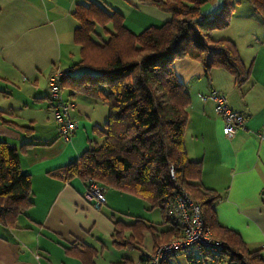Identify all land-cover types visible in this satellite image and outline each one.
Returning <instances> with one entry per match:
<instances>
[{
	"label": "crops",
	"instance_id": "obj_1",
	"mask_svg": "<svg viewBox=\"0 0 264 264\" xmlns=\"http://www.w3.org/2000/svg\"><path fill=\"white\" fill-rule=\"evenodd\" d=\"M89 2L118 12L136 33L172 18L144 0H0V140L18 149L33 144L21 149L20 165L31 176L34 202L15 227L0 224V264H147L157 240L164 242V232L172 229L169 223L160 224V214L150 218L154 211L143 199L108 187L107 203L96 208L84 197L82 178L65 179L64 171H58L95 142H104L93 133L100 124L93 122L99 101L64 86L65 98L76 100L73 118L78 123L72 140L65 142L49 97L52 75L72 69L81 59L74 39L79 22L73 13ZM251 8L245 16L249 23L236 35H218L217 30L211 34L212 40L236 44L250 71L245 82L237 83L223 68L206 71L188 57L179 59L175 69L191 97L185 145L189 159L201 162L198 183L219 196L214 204L219 224L238 233L247 249L261 250L264 258V20ZM212 89L224 93L229 107L245 118L232 137L223 133L215 102L204 99ZM124 199L132 205L127 215L119 211ZM133 217L144 219L155 232H143L142 241L133 245L119 244L114 221L131 223ZM182 255L187 263L178 260ZM190 258L196 264H227L205 256L197 246L165 264H190Z\"/></svg>",
	"mask_w": 264,
	"mask_h": 264
},
{
	"label": "trees",
	"instance_id": "obj_2",
	"mask_svg": "<svg viewBox=\"0 0 264 264\" xmlns=\"http://www.w3.org/2000/svg\"><path fill=\"white\" fill-rule=\"evenodd\" d=\"M209 1L144 0L172 18L138 33L125 25L121 14L107 12L94 2L76 8L73 14L79 26L74 39L81 59L63 85L107 105L108 118L103 127H93L94 135L104 142H95L58 171H64L65 179L79 176L85 185L93 178L158 209L160 224L172 226L164 232L165 243L181 234L170 219V208L183 189L200 204L205 228L221 245L216 252L203 250L205 256L227 264H264L261 250L247 249L238 233L219 224L214 212L219 196L198 183L201 162L187 155L185 129L191 97L175 62L188 57L206 71L223 68L239 84L250 75L233 41L211 39L212 32L230 25L233 3L238 0H221V9L213 15L202 12ZM249 1L264 20V0ZM72 70L81 71L75 75ZM21 149L0 140V224L10 228L34 203L31 176L20 165ZM121 221H114V235L122 245L140 242L143 232L156 229L140 217H133L131 223ZM126 231L130 234L124 236ZM164 242L157 240V246ZM190 262L196 264L192 258Z\"/></svg>",
	"mask_w": 264,
	"mask_h": 264
},
{
	"label": "built area",
	"instance_id": "obj_3",
	"mask_svg": "<svg viewBox=\"0 0 264 264\" xmlns=\"http://www.w3.org/2000/svg\"><path fill=\"white\" fill-rule=\"evenodd\" d=\"M205 20V18H200ZM70 71L58 70L49 80V97L53 102V117L59 129V134L65 142H70L78 128L77 121L73 118V111L77 103L75 98L64 96L63 80L68 77ZM212 99L215 102V111L224 122L223 133L227 137L235 135L239 128L244 126L245 118L242 114L232 110L227 101V96L212 89L204 96V99ZM106 187L93 178L86 183L85 199L96 208L107 203ZM174 222L181 230L180 236L157 246L152 254L147 256V264H165L173 256L181 255L187 249L197 246L201 250L216 252L220 244L213 241L209 228H205L202 217V209L199 203L192 200L185 190H179L171 205Z\"/></svg>",
	"mask_w": 264,
	"mask_h": 264
},
{
	"label": "rangeland",
	"instance_id": "obj_4",
	"mask_svg": "<svg viewBox=\"0 0 264 264\" xmlns=\"http://www.w3.org/2000/svg\"><path fill=\"white\" fill-rule=\"evenodd\" d=\"M233 8H232V18H231V22H230V26L217 30L218 35H222V34H226V33H233V34H237L239 31H242L244 29V24L249 23L248 21H250L249 19L246 20L245 16L248 14L249 11H251V3L249 0H238V1H234L233 3ZM222 7V1L221 0H210L209 2H207L206 4L203 5L202 7V12L205 14H215L217 11H219ZM240 28V29H239ZM101 30V29H99ZM243 44V43H242ZM244 45V44H243ZM178 61V60H177ZM177 61L175 62L174 65H176ZM79 72V70H72V73L77 75ZM77 91V90H76ZM104 109V110H103ZM103 110V114L104 116L101 117L98 114L100 113V111ZM88 114H92V111H88ZM98 115V116H97ZM97 116V117H96ZM94 118H96V121H93L94 124H97V121H100V124H98L100 127H103L107 121L108 118V107L107 105H105L104 103L100 102V104L98 106H96L95 108V113H94ZM100 142V141H98ZM131 205V200L130 199H124L122 201L121 207H120V212L123 214H130L128 212V209L130 208ZM149 209H151L149 207ZM153 210V209H152ZM154 212L151 214V211H148V213H150L151 217L150 218H155L156 215L160 214L161 217V213L158 209H154ZM147 213V211H146ZM170 219L171 221H174L173 219V212H172V208H170ZM157 220H162L161 219H157ZM170 224V223H169ZM169 238V237H168ZM176 238V237H174ZM173 238V239H174ZM170 241V239H169ZM168 242V241H167ZM146 244L150 245L151 244V240H150V236H147V240H146ZM161 245V244H160ZM138 248V247H137ZM131 249H128V251H130ZM134 251V255H136L137 257L140 256L139 252L137 250H132ZM178 260L184 261L185 263L188 262V257L186 255H182L178 258Z\"/></svg>",
	"mask_w": 264,
	"mask_h": 264
}]
</instances>
